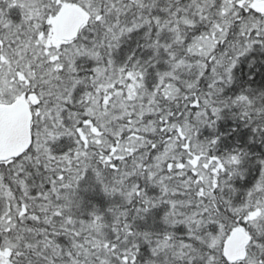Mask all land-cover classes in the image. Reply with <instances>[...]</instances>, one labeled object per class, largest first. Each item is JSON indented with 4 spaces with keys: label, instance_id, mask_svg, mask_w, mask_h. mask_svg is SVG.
Masks as SVG:
<instances>
[{
    "label": "snow or ice",
    "instance_id": "1",
    "mask_svg": "<svg viewBox=\"0 0 264 264\" xmlns=\"http://www.w3.org/2000/svg\"><path fill=\"white\" fill-rule=\"evenodd\" d=\"M0 264H264V0H0Z\"/></svg>",
    "mask_w": 264,
    "mask_h": 264
}]
</instances>
